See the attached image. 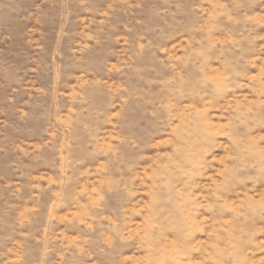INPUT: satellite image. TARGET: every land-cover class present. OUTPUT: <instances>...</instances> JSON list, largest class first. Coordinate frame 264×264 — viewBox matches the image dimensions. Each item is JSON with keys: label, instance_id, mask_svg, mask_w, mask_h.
Instances as JSON below:
<instances>
[{"label": "rangeland", "instance_id": "374dc122", "mask_svg": "<svg viewBox=\"0 0 264 264\" xmlns=\"http://www.w3.org/2000/svg\"><path fill=\"white\" fill-rule=\"evenodd\" d=\"M0 264H264V0H0Z\"/></svg>", "mask_w": 264, "mask_h": 264}]
</instances>
